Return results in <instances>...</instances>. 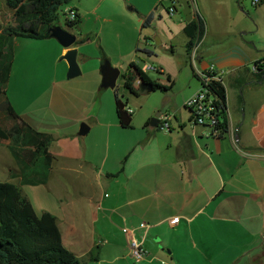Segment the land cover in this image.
<instances>
[{"label":"crops","instance_id":"1","mask_svg":"<svg viewBox=\"0 0 264 264\" xmlns=\"http://www.w3.org/2000/svg\"><path fill=\"white\" fill-rule=\"evenodd\" d=\"M153 1L155 4L147 10L140 8V0H79L68 5L77 10L80 26L82 21H94L93 31L72 32L79 40L75 46L78 63L84 73L86 67L89 70L87 80L67 84L68 64H59L67 50L55 40L41 41L56 55L54 88L70 85L77 96L86 98L81 104L66 107L78 114L69 119L71 123L42 129L35 125L34 115L27 117L25 97L11 92L8 86L6 96L17 115L52 137L49 151L54 161L46 185H23L20 168L10 151L11 143L0 139V183L19 187L39 216L53 215L64 246L83 263L104 262L94 255L100 247L101 254L104 250L118 252L117 255L124 252L133 258L134 239L150 252L140 264H200V256L208 264H264V74L253 73V64L264 59V39L256 38L264 28V4L252 19L248 13H241L243 20L229 32L211 26L209 13L193 8L197 0ZM165 1L170 6L176 4L174 17L167 13L164 18L159 13ZM197 15L205 23V35L197 50L188 52L189 38L184 30L196 21ZM120 16L137 23V35L130 34L126 46L120 43L122 33L115 38L118 45H112L107 34L108 23ZM150 16L151 27L145 29ZM151 36L161 38V44L170 50H174L179 36H184L192 72L185 75L182 88L187 89V94L181 105L198 92V72L213 65L229 72L223 79L228 134L206 137L205 129L193 125L190 111V126L175 116L179 126L176 132L172 122L170 133L161 131L160 125H146L136 134H127L131 130L120 126L116 95H102L99 66L108 59L121 75L128 73L132 64L144 69L149 66L144 58L157 57L150 49ZM232 36L234 39L225 45ZM143 49L155 56L139 52ZM92 50L100 55H90ZM92 61L95 66L88 68ZM156 65L160 75H166L164 67ZM140 84L138 79L135 86L139 88ZM174 85L173 82L172 91ZM120 96L131 109L124 95ZM38 117L37 110L36 120ZM82 123L90 128L86 136L79 133ZM124 138L127 143L121 142ZM111 148L116 152L110 161ZM35 187L44 190H34ZM128 259L124 257L123 263Z\"/></svg>","mask_w":264,"mask_h":264},{"label":"trees","instance_id":"2","mask_svg":"<svg viewBox=\"0 0 264 264\" xmlns=\"http://www.w3.org/2000/svg\"><path fill=\"white\" fill-rule=\"evenodd\" d=\"M73 0H6L8 8L14 13L13 24L0 34V110L13 122L9 130L0 126V139L10 141V151L17 162L23 179V185H46L53 166L54 157L49 148L52 137L39 133L25 123L15 112L6 97V88L10 80L13 63V43L20 38L46 40L49 30L57 25L61 8ZM153 16L144 24L151 27ZM71 28H78L80 20L68 23ZM185 34L189 38L188 52L205 35V23L197 15L196 21L187 25ZM86 39L82 43H84ZM148 57L155 56L148 49L139 50ZM161 74V73H160ZM264 74V73H263ZM263 74L259 75L262 76ZM197 77V74H196ZM140 79L151 84L155 92L169 93L173 82L168 77L170 86H163L144 73L136 64L130 71L121 75L120 80L126 92L133 97H140V87L135 86ZM116 95V114L120 126L125 130L133 129L134 114L128 112V106ZM214 94L219 98V118L223 135L228 134L227 92L222 83H214ZM0 264H83L62 239L56 218L50 213L38 215L33 205L23 197L19 187L12 183H0Z\"/></svg>","mask_w":264,"mask_h":264},{"label":"rangeland","instance_id":"3","mask_svg":"<svg viewBox=\"0 0 264 264\" xmlns=\"http://www.w3.org/2000/svg\"><path fill=\"white\" fill-rule=\"evenodd\" d=\"M77 1L79 0H73L72 5L74 2ZM154 4L155 2L153 0H140L139 5L141 9L147 10L150 9ZM189 4L191 5V7H193L192 3L189 2ZM65 7L63 6L60 10L57 25H59L70 33H77L78 29H83L85 32L93 31L94 21L90 19H88L87 22L82 21L81 26L79 25L76 29L69 27L67 23V18L64 15ZM261 7L262 6H253L252 0H197L193 8L203 13L207 11L209 13V23L211 24V26H214V28L220 29L221 31L228 30L229 32H232L241 23V19L243 20L241 13H248V17L252 19L256 14V10ZM170 8V2L165 1L164 4L159 7L158 10L159 13L162 14V17L167 18L166 14L169 13ZM242 9H244V11H242ZM157 13L158 12H155L156 15ZM174 16L175 15H172L171 17ZM13 21L14 13L8 8L6 0H0V34L7 27L11 26L13 24ZM242 22L245 23L247 21ZM135 23V19L134 21H130L124 16L114 18L111 23H108L110 32L107 34L112 41L110 43L112 45H118L119 41L115 38L118 33H122L123 40L120 43L123 46H126V41L129 39L130 34L135 33L137 35L135 29L137 23ZM158 37L160 36L158 35ZM144 38L145 33L143 32L141 37L142 48L145 45ZM183 38L184 36H179V38L174 44V50H170L165 46V43L161 44V38V43L156 44L155 36H151L150 49L155 51L157 57L152 60L149 58H144V60L149 66L157 68L156 63H159L165 69L166 75L164 76L160 75V73L150 72V76L154 81L158 82L163 86H170V84L168 83L167 75L171 76L175 85L173 91L171 90L172 92L170 91L167 96L161 92H154L149 95L143 94L140 97H133L126 93V90L123 89V87L121 86V82L117 83L119 95H124L125 99L129 101L130 108L133 110L134 113V128L133 131H128L129 133L127 134H136L137 132H139L140 127H144L146 125L151 126L152 120L157 119L159 114L164 112L171 113L172 115L176 116L180 122L190 126V113L185 108V104L181 105L183 97L187 94V89L182 88V85L186 79L185 75L188 74V72H192L189 59L186 53V43L185 41L183 42ZM256 38L263 41L264 28L261 29L260 33L256 36ZM233 39L234 37L232 36L225 43V45H228ZM15 42L16 48L14 47ZM13 48L15 58L7 87L10 86L11 92H20L23 97H25L23 103L27 101V106L29 110V112L27 113V117L29 118L30 115H34L35 125L42 127V129H52L57 124L65 125L71 123L69 119L75 118L78 114H76V112L70 111V109H66V107H70L72 106L71 104L74 103H83L86 96H77L74 92V89L69 87L70 85H67V87H64L63 89H61L59 86L58 89L54 88L52 83L55 80L57 71L55 62L56 55L53 49L46 45L44 41L25 38L15 40L13 43ZM90 55H96V57H98L97 55H100V53L96 52L95 54L94 50H92ZM60 60L61 58H59V61ZM65 62L66 61H60L59 64H65ZM94 62L95 61L89 63L88 68H92L93 66H95ZM85 70L86 71L84 73L81 68L82 76L76 79H66L67 84L87 80L89 70H87V67L85 68ZM59 72L61 73V68L59 69ZM195 82L199 86V91L201 89V82H198L197 80H195ZM101 92L103 96L106 94H112L113 98H115L113 90L103 91L101 89ZM168 101L172 103L170 106H167L165 104ZM175 102L177 103V106L174 105ZM37 110L40 114L38 120H36ZM157 110L158 112H156ZM12 123L13 122L9 120L6 115H4L0 110V126H2L6 130H9L11 129L9 128V126ZM172 125L175 129L174 132L179 130V126L175 118L172 120ZM36 131H38L39 133H43L42 130ZM96 140H98V138H96ZM129 140L130 138L128 139V141ZM121 142L127 143V140L124 138L121 140ZM115 152V149L111 148L110 161L112 160L113 154ZM21 187L25 189L28 188L26 186ZM43 188L44 187H35L33 189L43 191ZM225 198L226 197H224L223 199ZM101 249H103V247L96 249L94 255L98 254L101 258L104 259V262H84L83 264H124V257H126L127 259L129 258L125 264L141 263L137 262V260H135L134 258L129 257L127 253L124 254L123 252L121 255H117L118 252L113 253L104 250L101 254ZM200 257V264H208L207 260H205L202 256ZM115 259L119 260L111 263V261Z\"/></svg>","mask_w":264,"mask_h":264},{"label":"built area","instance_id":"4","mask_svg":"<svg viewBox=\"0 0 264 264\" xmlns=\"http://www.w3.org/2000/svg\"><path fill=\"white\" fill-rule=\"evenodd\" d=\"M252 4L255 7H259L264 4V0H252ZM177 13L176 4H172L169 9V14L175 15ZM64 15L67 18V23H74L79 19V14L74 8L68 7L64 9ZM192 50L196 51L197 46ZM196 53V52H195ZM144 73L150 72L160 73L158 68L146 66L142 69ZM253 73L255 75H261L264 73V59H259L253 64ZM229 74L226 70H220L216 66H211L204 72H198L197 78L201 82V89L190 98L185 108L190 111L192 115V123L195 127L205 129V136L208 138H220L223 135L219 118V98L213 92L214 83H222L223 79ZM129 113H133V110L128 109ZM175 118L169 112L160 113L158 116L159 125L161 131L165 133L171 132V122ZM132 257L141 262L147 256V251L136 240H131Z\"/></svg>","mask_w":264,"mask_h":264},{"label":"water","instance_id":"5","mask_svg":"<svg viewBox=\"0 0 264 264\" xmlns=\"http://www.w3.org/2000/svg\"><path fill=\"white\" fill-rule=\"evenodd\" d=\"M55 40L60 46L67 50V53L61 58L62 61H66L69 67L67 73V79L73 80L82 76V71L78 63L79 51L75 48L78 45V37L67 30L63 29L59 25L54 26L49 30V38ZM156 44H160L161 41L158 37H155ZM100 73L102 76L101 89L115 90L117 83L121 78V71L118 68L113 67L108 59H104L101 62ZM140 80V79H139ZM140 89L142 94L154 93V87L151 84H145L140 80ZM159 120L154 119L151 122L152 127H158ZM90 131V128L86 124L81 125L80 136H86Z\"/></svg>","mask_w":264,"mask_h":264}]
</instances>
